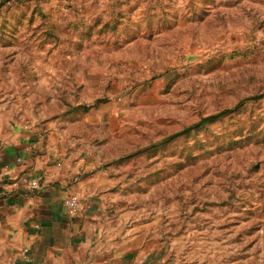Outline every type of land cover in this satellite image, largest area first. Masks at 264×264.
<instances>
[{"label": "rangeland", "instance_id": "obj_1", "mask_svg": "<svg viewBox=\"0 0 264 264\" xmlns=\"http://www.w3.org/2000/svg\"><path fill=\"white\" fill-rule=\"evenodd\" d=\"M0 96L191 264H264V0H0Z\"/></svg>", "mask_w": 264, "mask_h": 264}, {"label": "crops", "instance_id": "obj_2", "mask_svg": "<svg viewBox=\"0 0 264 264\" xmlns=\"http://www.w3.org/2000/svg\"><path fill=\"white\" fill-rule=\"evenodd\" d=\"M90 141L0 96V264H191L192 252H175L121 195ZM72 193L75 215L64 203Z\"/></svg>", "mask_w": 264, "mask_h": 264}, {"label": "built area", "instance_id": "obj_3", "mask_svg": "<svg viewBox=\"0 0 264 264\" xmlns=\"http://www.w3.org/2000/svg\"><path fill=\"white\" fill-rule=\"evenodd\" d=\"M64 203L70 214H78L81 209V199L78 194L72 193L65 197Z\"/></svg>", "mask_w": 264, "mask_h": 264}, {"label": "trees", "instance_id": "obj_4", "mask_svg": "<svg viewBox=\"0 0 264 264\" xmlns=\"http://www.w3.org/2000/svg\"><path fill=\"white\" fill-rule=\"evenodd\" d=\"M216 116L219 115V114H215Z\"/></svg>", "mask_w": 264, "mask_h": 264}]
</instances>
